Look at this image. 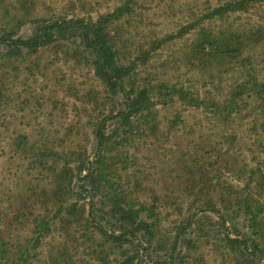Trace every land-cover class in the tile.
<instances>
[{"label":"rangeland","instance_id":"1","mask_svg":"<svg viewBox=\"0 0 264 264\" xmlns=\"http://www.w3.org/2000/svg\"><path fill=\"white\" fill-rule=\"evenodd\" d=\"M126 2L0 0V245L32 239L27 244L31 264H115L120 260L117 248L137 255V264H264V102L245 101L233 119H217L210 113L212 105L227 99L242 59L209 62L212 57H201L198 48L203 30L261 32L260 43L244 55L253 57V77L264 80V5L247 14L203 21L223 0H135L111 26L120 62L138 65L135 84L164 95L165 103L153 99L156 105L147 121L137 116L127 126L117 123L109 130L101 174L124 193L122 206L140 207V219L154 224L152 237L136 233L135 240L124 236L120 244L94 228L98 224L119 234L120 225L128 229L133 219L117 221V228L119 215L107 198L90 191L79 195L78 161L69 164L75 172L72 196L59 198L60 204L66 200L74 205L56 215V206L47 199L65 161L84 150L92 159V121L103 111L120 109L123 98H106L90 66L93 54L70 29L53 30L52 43L35 52L11 40L34 37L37 22H95ZM190 24L195 29L179 36ZM181 89L204 106L177 100L173 92ZM245 166L254 169L248 190L247 175L238 172ZM228 190L241 201L252 200L250 213L244 204L221 203ZM208 200L219 214L204 211ZM34 221L50 225L37 241ZM225 234L244 238V251L241 246L234 253L226 250L221 241Z\"/></svg>","mask_w":264,"mask_h":264},{"label":"trees","instance_id":"2","mask_svg":"<svg viewBox=\"0 0 264 264\" xmlns=\"http://www.w3.org/2000/svg\"><path fill=\"white\" fill-rule=\"evenodd\" d=\"M135 0H127L123 5H119L115 10L104 16H101L97 21H86L84 19H70V20H58L54 22L46 21L42 25L38 24V31L35 33V36L28 40H11L10 44L16 45L17 47L28 50L29 52H35L40 47H46L52 43L53 30L56 29L58 32H63L64 30H71V33L76 34V37L80 40L81 44L86 50L91 51L93 54L91 67L94 77L102 84L105 88L106 98H109L111 101V96H116L120 94L123 98V104L120 109H111L103 111L100 117H96L92 123L91 136L95 140L96 153L92 159L86 155L84 150L83 153L73 154V159L65 161L66 165L60 171V177L56 180L57 188L47 194V199L52 200L56 206L54 211L58 215L63 210L71 208L74 204H69L66 200H63V204H60L59 198L61 195L67 197L69 194L72 196V183L74 177V171L70 167L71 161H78L77 171L78 181L83 182L79 184L78 188L81 191L79 195H82L83 192L89 193L93 192L95 194L101 193L102 198H107L108 203L113 205L117 210L119 215L117 221H131L133 219L132 226L125 227L120 225L119 234L115 232H108L103 229L98 224H94V228L103 233L106 238L113 240L114 242H120L123 240L124 236L132 237L133 240L137 238L136 233H141L147 237L151 235V232L155 229L153 223L148 222V220L140 219V214L142 213L141 208H125L122 206L124 200V193H119V190H114L113 184L107 179L108 175H101L106 171L105 168V157L106 150L108 149V143L111 140L109 136V130L116 128V124L120 123L122 127L127 126L131 123V120L134 117H141L140 119L148 120L150 117L149 112L154 109L155 102L153 99H156L159 103H165L162 99L164 95L160 92L156 94V91L153 87L139 86L135 84L134 78L136 75L137 63L131 62L128 65H124L119 60L118 50L115 46V39L111 32V26L113 23L121 20L132 8ZM259 5H264V0H223L216 8L209 11L208 14L203 18V21H215L218 19H223V17L230 14H247L250 10L254 9ZM195 27L190 24L183 30H180L179 36H182L188 31L194 30ZM242 31H233L220 32V33H208L203 30L202 38L199 40L198 48L202 56L212 57L209 61L216 62L218 57L220 59L229 58L230 56L241 57V61L237 62L238 65V78H236L234 84L228 88L227 99L223 104L218 102L210 106L212 108V113L217 119L228 120L233 119L235 115H238L242 110V104L245 101L253 100L262 104L264 102V80H260L254 73L252 75V63L253 57L244 55V50L247 52L251 51L248 48L252 45L256 47L257 44L261 41V32L255 34H248L244 29ZM167 39H171L168 37ZM5 44V42H4ZM208 54V55H207ZM146 58V56H144ZM212 62V63H213ZM240 80L238 81V79ZM132 80V84H130ZM176 94L177 100L181 101L186 106L193 107H203L204 103L199 101L197 97L189 98L181 90L173 92ZM190 94V93H188ZM189 98V99H188ZM210 107H205L208 109ZM146 113V114H145ZM252 130H256V126L252 127ZM115 131V130H114ZM81 148V146H79ZM62 157V154L53 155L54 158ZM51 157V156H49ZM49 157L48 160L50 159ZM50 170V169H48ZM241 174L247 175V190L252 185V176H254V169L248 168L245 166L243 169L238 171ZM83 173H86L84 176ZM263 179V178H261ZM55 182V181H54ZM251 182V184H250ZM264 184V183H263ZM90 187V188H89ZM259 187H262L261 185ZM89 188V190H88ZM101 191V192H100ZM108 194L104 196L105 192ZM222 199V204L232 203L234 206H240L241 204L246 205V213H250V203L252 200L244 199L241 201V198L238 193L233 190H228L224 194ZM89 199V198H88ZM91 200V199H89ZM66 204L69 207H66ZM212 200H208L205 205L204 211H211L219 214L214 206ZM90 215V214H89ZM134 215V216H133ZM137 218H136V217ZM151 216H147V219H150ZM221 222L225 224V219L223 216H219ZM21 219L20 217L18 220ZM87 220V219H86ZM66 221V220H65ZM88 222V220L86 221ZM94 223L93 221H91ZM252 222L255 223V217H252ZM110 224V223H108ZM117 228H118V222ZM222 224V227H223ZM110 226L115 227V224H110ZM191 224H188L187 227H190ZM185 228L179 230L177 236H180ZM50 231V225L44 222L34 221V226L32 233L36 239H40L44 233ZM32 240V239H31ZM29 239L22 240H11V245L8 242H2L0 245V264H31V254H29L27 244L30 243ZM177 240V239H176ZM222 244L225 246L226 250L230 252H236V246H245L244 238L235 237L232 238L228 234H225L222 238ZM123 243H126L124 241ZM139 247V246H138ZM244 251V247H242ZM119 251L120 260H116L115 264H137L138 256L129 255L128 250H122L117 248ZM65 254H62V257ZM242 264V263H241Z\"/></svg>","mask_w":264,"mask_h":264}]
</instances>
